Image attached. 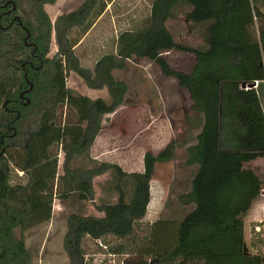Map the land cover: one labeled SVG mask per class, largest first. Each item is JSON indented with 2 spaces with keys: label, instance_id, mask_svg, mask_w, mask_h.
Listing matches in <instances>:
<instances>
[{
  "label": "trees",
  "instance_id": "trees-1",
  "mask_svg": "<svg viewBox=\"0 0 264 264\" xmlns=\"http://www.w3.org/2000/svg\"><path fill=\"white\" fill-rule=\"evenodd\" d=\"M56 2L0 0V264H31L23 233L49 223L56 200L77 195L81 202L93 201L94 178L109 171L117 203L97 208L103 218L70 216L65 237L70 264H85L88 240L127 257V264H264V236L252 227L251 253L244 222L264 192V178L246 166L264 158V111L252 88L264 82L260 0H154L146 26L122 31L116 52L93 69L81 65L75 48L115 0H85L53 24L45 6ZM181 2L191 8L189 22L206 25L207 48L178 45L167 28ZM54 35L58 52L49 57ZM172 51L195 57L191 73L170 65L164 54ZM132 58L156 63L202 115L198 142L187 151V164L198 171L191 192L181 197L194 209L179 223L143 226L156 166L174 159L173 140L157 154L145 153L142 172L127 173L114 163L71 167L92 147L103 117L123 106L128 85L114 72L125 70ZM71 73L90 90H107L111 102L69 88ZM127 182L134 188L130 201Z\"/></svg>",
  "mask_w": 264,
  "mask_h": 264
},
{
  "label": "rangeland",
  "instance_id": "rangeland-1",
  "mask_svg": "<svg viewBox=\"0 0 264 264\" xmlns=\"http://www.w3.org/2000/svg\"><path fill=\"white\" fill-rule=\"evenodd\" d=\"M154 0H115L98 24L86 35L80 36L76 55L83 67L93 69L96 62L106 54L116 52L117 36L125 30H139L146 26ZM259 1V0H258ZM85 0H57L54 5H46L45 10L55 24L63 14L78 9ZM264 12V0H260ZM260 4V3H259ZM167 23L178 45L205 49L206 25H194L187 20L189 6L179 3ZM77 39V34H73ZM58 52L55 35L49 57ZM170 65L191 71L195 57L178 51L164 54ZM183 59L185 61L183 62ZM181 71V70H180ZM114 77L128 85L125 102L116 113L102 119V130L92 147L82 156L73 159L71 167L84 170L96 169L103 163L120 165L127 173L143 168L146 152L159 153L172 140L176 143V153L172 162L158 164L151 183L152 200L143 226L158 221L179 223L193 209V205L181 202V197L189 194L198 171L197 166H189L188 149L197 144L202 128V115L195 113L189 94L180 89L176 81L166 78L159 66L149 60L132 58L122 71H115ZM68 87L92 100L103 99L111 102L107 90H90L75 73L68 78ZM66 116V115H65ZM64 117V113H63ZM60 173H64V155L61 152ZM114 173L106 172L94 178V200L81 202L77 195L69 201L54 204V215L49 223L25 231L23 237L31 256V264H70L65 249L68 233V219L71 215L84 217H104L97 208L117 203ZM133 184L125 183L127 201L133 195ZM147 231L145 230V234ZM144 233L142 236L145 235ZM16 235L21 236L20 230ZM245 237L250 239V225L245 219ZM122 259V258H120ZM117 264L120 260L116 261ZM85 264H115L108 252L97 242L88 240L85 247ZM196 264V263H192Z\"/></svg>",
  "mask_w": 264,
  "mask_h": 264
},
{
  "label": "crops",
  "instance_id": "crops-1",
  "mask_svg": "<svg viewBox=\"0 0 264 264\" xmlns=\"http://www.w3.org/2000/svg\"><path fill=\"white\" fill-rule=\"evenodd\" d=\"M166 54H169V53H166ZM184 61H185V59H183V62ZM195 64H196V60L194 61V65L192 67V70H193ZM263 65H264V62H263ZM179 70H181L185 73H188V74L192 72V70L188 72L182 68H180ZM171 80H174V79H171ZM174 81H176V80H174ZM176 84L178 85L177 81H176ZM180 89H182V88H180ZM184 91L186 92V94H188V92L186 90H184ZM257 92H258V96L260 99L261 106H262L263 111H264V83L263 82L260 85ZM191 103H192V101H191ZM246 166H247V168L254 170L257 174L261 175L264 178V158L256 160L250 164H247ZM142 171H143V168L141 171H138V172H142ZM114 182H115V180H114ZM56 201L58 202L59 200H56ZM56 201H55V203H56ZM61 202L63 203V201H61ZM53 212H54V210H53ZM53 215H54V213H53ZM98 218H100V217H98ZM245 219H247V221L250 225V239L247 240L245 237L246 245L249 248L250 252L254 254L255 251L250 248V243H251V238H252L251 237L252 236V234H251L252 227L254 226L256 231L261 233L264 236V192L261 195V197L255 202L251 212L244 218V222H245ZM263 253H264V251H263Z\"/></svg>",
  "mask_w": 264,
  "mask_h": 264
},
{
  "label": "built area",
  "instance_id": "built-area-1",
  "mask_svg": "<svg viewBox=\"0 0 264 264\" xmlns=\"http://www.w3.org/2000/svg\"><path fill=\"white\" fill-rule=\"evenodd\" d=\"M264 83V82H263ZM262 84V82H255V84L252 86V88H254L255 90L258 91L260 85ZM245 89H249L248 87H246ZM98 243V245L100 246V248L104 249L106 252H108L109 258L112 259L113 263L117 264L116 261L120 260L119 264H127L126 263V258L127 257H120L118 254H114V253H110L108 250V247L104 246L100 241H96ZM122 258V259H120Z\"/></svg>",
  "mask_w": 264,
  "mask_h": 264
},
{
  "label": "water",
  "instance_id": "water-1",
  "mask_svg": "<svg viewBox=\"0 0 264 264\" xmlns=\"http://www.w3.org/2000/svg\"><path fill=\"white\" fill-rule=\"evenodd\" d=\"M245 88H246V86L244 85V86H243V89H245Z\"/></svg>",
  "mask_w": 264,
  "mask_h": 264
}]
</instances>
